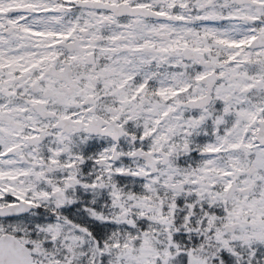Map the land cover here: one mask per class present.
Listing matches in <instances>:
<instances>
[{
  "label": "snow or ice",
  "instance_id": "1",
  "mask_svg": "<svg viewBox=\"0 0 264 264\" xmlns=\"http://www.w3.org/2000/svg\"><path fill=\"white\" fill-rule=\"evenodd\" d=\"M0 264H264V0H0Z\"/></svg>",
  "mask_w": 264,
  "mask_h": 264
}]
</instances>
